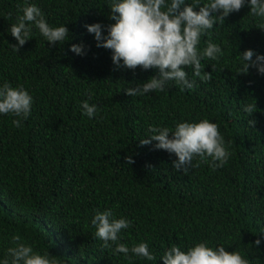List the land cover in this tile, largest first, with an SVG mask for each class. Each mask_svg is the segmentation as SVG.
Segmentation results:
<instances>
[{"label": "trees", "instance_id": "1", "mask_svg": "<svg viewBox=\"0 0 264 264\" xmlns=\"http://www.w3.org/2000/svg\"><path fill=\"white\" fill-rule=\"evenodd\" d=\"M114 2L0 0V86H22L33 98L21 127L12 123L18 117L0 114V264L5 258L10 264L7 250L17 235L59 264H164L167 249L187 251L199 242L264 264V74L253 67L239 73L244 50L264 55V18L253 17L246 3L206 30L198 51L208 42L223 51L201 59L211 80L202 82L190 66L193 89L169 81L163 92L131 97L125 89L158 69L116 68L112 51L97 47L86 28L98 22L106 35ZM28 4L50 26L66 25L70 38L52 45L33 26L32 37L14 51L10 27ZM73 44L83 45V54L72 52ZM85 100L97 105L92 118L81 108ZM248 105L255 110L250 115ZM203 119L218 124L230 152L222 167L194 157L185 173L155 141L140 144L152 126L174 131L180 122ZM128 155L134 163H126ZM106 209L131 222L117 243L131 249L146 242L154 260L114 253L112 242L102 246L91 221Z\"/></svg>", "mask_w": 264, "mask_h": 264}, {"label": "clouds", "instance_id": "2", "mask_svg": "<svg viewBox=\"0 0 264 264\" xmlns=\"http://www.w3.org/2000/svg\"><path fill=\"white\" fill-rule=\"evenodd\" d=\"M246 3L250 5L249 12L253 17L264 18V0H210L202 6L200 0H193L192 3H185V0H170V3H166V0H115L109 15L115 22L106 26V35L102 31L105 26L98 22L88 24L86 28L94 34L97 47L112 51V61L116 68L158 69L156 75L143 83L125 89L128 96L143 95L150 91L163 92L169 81H175L191 90L195 82L188 79L185 68L193 67V75L207 82L211 80V72L202 69V57L215 60L223 55L220 46L211 42H208L203 52L198 51L201 36L217 22L224 21L230 13L238 12ZM197 6H200L199 11L194 10ZM22 12L17 23L10 27L11 35L18 41V44L12 45L14 51L18 52L32 37L33 26L52 45L64 43L70 38L66 25L50 26L35 4L26 5ZM70 50L83 54V45L73 44ZM242 59L245 63L239 73H247L253 67L258 73L264 74V55L249 48L242 52ZM32 100V96L22 86L12 87L8 83L0 86V114L18 117L12 121L15 127H21L22 121L27 119ZM81 108L89 118L98 110L97 105L89 104L88 100L82 102ZM254 111L251 105L245 107L248 115ZM249 124L254 126L255 121L249 120ZM148 131L151 135L140 140V144L148 145L155 141L156 149L175 154L177 159L173 161V167L178 171L186 173L194 157L201 160L211 157L214 168L228 162L230 152L219 126L208 119L180 122L174 131L158 126H152ZM125 160L127 164L134 163L131 155ZM112 217V211L106 209L97 211L92 218L91 223L97 229L95 236L103 241L102 246L107 248L109 242H112L116 245L114 253H123L127 257L131 251L149 261L154 260L146 242L134 245L131 249L124 243H117L120 240L119 233L129 228L131 222L126 218ZM13 239L17 242L16 246L7 250L10 264H59L56 258H50L49 253L34 252L30 245L19 242L21 238L18 235ZM260 242V239H256L254 243L259 246ZM162 259L164 264H249L239 251H227L224 246L210 247L207 242H199L187 251L172 246L165 251ZM2 264H9V258H5Z\"/></svg>", "mask_w": 264, "mask_h": 264}]
</instances>
